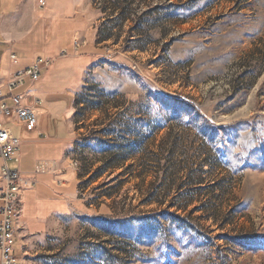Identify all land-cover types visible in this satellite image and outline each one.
Segmentation results:
<instances>
[{"label": "rangeland", "instance_id": "obj_1", "mask_svg": "<svg viewBox=\"0 0 264 264\" xmlns=\"http://www.w3.org/2000/svg\"><path fill=\"white\" fill-rule=\"evenodd\" d=\"M82 3L103 46L70 116L83 204L27 259L264 264V0ZM65 88L37 108L60 140Z\"/></svg>", "mask_w": 264, "mask_h": 264}, {"label": "crops", "instance_id": "obj_2", "mask_svg": "<svg viewBox=\"0 0 264 264\" xmlns=\"http://www.w3.org/2000/svg\"><path fill=\"white\" fill-rule=\"evenodd\" d=\"M39 1L0 0V86L5 84L9 74L27 68L35 59H50L51 64L41 71L38 81L25 79L14 94L21 95L27 105L35 100L44 104V100L57 93L55 88L67 84L64 93L72 99V108L62 113L68 119L64 127L69 137L66 140L46 135L38 122L36 128L44 138H38L36 133L21 132L6 117L1 119L4 127L21 142L19 163H12L11 167L17 168L22 178H31L34 183L23 192L20 212L13 220L12 250L18 257V264H31L25 247L34 239L60 231L72 211L83 204L79 200L83 197L78 172L65 161L72 141L70 116L75 104L74 94L81 81L80 70L96 60V53L103 49L91 39L86 6L83 3L80 6V0H42L43 6ZM62 51H65L63 57L60 56ZM10 55L16 56L15 63L10 61ZM3 91L5 102L11 105L6 90ZM54 114L53 107L47 104L37 110V119L39 115H46L48 120H53ZM38 161L54 162L56 170L34 174Z\"/></svg>", "mask_w": 264, "mask_h": 264}, {"label": "built area", "instance_id": "obj_3", "mask_svg": "<svg viewBox=\"0 0 264 264\" xmlns=\"http://www.w3.org/2000/svg\"><path fill=\"white\" fill-rule=\"evenodd\" d=\"M39 5L43 6L42 0ZM65 51L60 53L63 57ZM12 63L16 62V56L10 55ZM51 64L50 59L37 58L27 68L9 74L5 84L0 86V264H18L17 255L12 250V239L14 237L13 220L16 219L21 208L22 194L27 188L33 186L31 178H22L17 168L11 164H18L21 142L12 136L11 131L5 128L1 119L6 117L8 122L20 128L21 132L36 133L38 138H44V134L37 130V110L40 101L35 100L32 105L23 102L21 95L14 94V91L23 86L25 79L36 82L40 78L42 70L47 69ZM7 92V99L11 105L5 102L4 91ZM68 165L77 169V162L68 159ZM56 163L38 161L34 167V174H45L56 170Z\"/></svg>", "mask_w": 264, "mask_h": 264}, {"label": "trees", "instance_id": "obj_4", "mask_svg": "<svg viewBox=\"0 0 264 264\" xmlns=\"http://www.w3.org/2000/svg\"><path fill=\"white\" fill-rule=\"evenodd\" d=\"M106 38L109 39V37H106ZM206 124H208V122H207ZM254 236H255V235H253V237H252V236H251V237L254 238ZM251 237H248L247 235H245V236H241V240H243V241L245 242V241H247V240H250ZM256 238H257V237H256ZM245 243H246V242H245Z\"/></svg>", "mask_w": 264, "mask_h": 264}]
</instances>
